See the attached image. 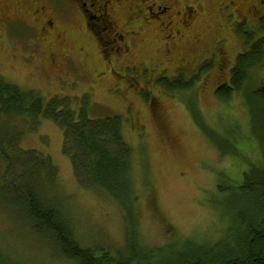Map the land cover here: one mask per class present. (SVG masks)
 Segmentation results:
<instances>
[{"label": "rangeland", "instance_id": "obj_1", "mask_svg": "<svg viewBox=\"0 0 264 264\" xmlns=\"http://www.w3.org/2000/svg\"><path fill=\"white\" fill-rule=\"evenodd\" d=\"M204 4L211 10L194 27L197 43L187 41L181 48L180 44L165 45L151 36L134 49L130 58L114 60L120 65L115 64L113 69L100 59L90 38H80L82 30L74 25H62L64 29L52 34L50 41L60 52L58 58L53 57L54 62L47 60L50 47L46 43L40 48L28 43L29 31L22 25L0 28V78L23 93L38 95L48 114L59 117L57 124L43 116L0 117V137L6 139L0 148L1 252L21 264H53L56 260L48 258L53 251L47 250L41 234L32 230V223L23 211L20 213L23 204H10L11 194L4 190L7 182L24 183L26 170L45 161L56 168L57 183L48 179L44 170L37 185L43 199L59 203H55L63 227L59 237L70 238L72 234V239L66 237L71 248L74 240L82 248L99 247L129 255L134 248L143 254L141 248L145 246L152 252L146 253L152 260L162 248L177 245V241L184 243L185 239L199 238L210 245L226 243L216 246L218 249L228 246L238 229V212L233 210H239L237 204L242 201H227L223 221L214 205L232 196V188L231 192L227 189L231 186L228 170L233 152L237 150L235 154L239 155L252 150L253 158L242 162L248 168L260 164L259 144L264 135L257 136L253 130L244 90L224 102L215 97V89L229 85L228 71L236 56L248 52L251 42L256 44L264 38L260 36L264 22L258 26L247 23L251 40L242 46L239 31L233 28L227 12L218 13L212 1L204 0ZM34 33V39L39 40ZM262 50L264 57V47ZM84 65L92 66L93 71ZM127 65L136 66L139 75L128 70V76H124L122 70ZM106 71L111 75L106 76ZM178 81H191L193 86L171 94L166 85ZM245 88L251 92L264 89V61L249 74ZM250 99L254 105L253 96ZM52 102L53 110L49 109ZM261 117L260 131L264 126ZM84 120L117 125L123 151L128 152L129 188L117 186L120 174L92 187L90 177L76 173L79 168L66 152L74 151L75 145L65 138L60 124L73 126ZM106 143L111 150L124 153L114 140ZM231 173L237 171L232 169ZM233 178L240 180L238 174ZM182 249L180 244L172 251Z\"/></svg>", "mask_w": 264, "mask_h": 264}, {"label": "trees", "instance_id": "obj_2", "mask_svg": "<svg viewBox=\"0 0 264 264\" xmlns=\"http://www.w3.org/2000/svg\"><path fill=\"white\" fill-rule=\"evenodd\" d=\"M246 25L238 27L239 34H237L242 39V46L244 44L248 45L247 42L251 40L249 33L246 31ZM261 30L260 36L262 37L264 36V24ZM252 34L254 36V33ZM263 47L264 38H260L256 44L251 42L249 51L244 54H238L232 68L228 71L229 85L225 84L215 89V97L224 102L231 100L235 94L244 90L243 96L246 98L247 108L252 113V127L257 136L260 133L264 135V126L262 131H260L261 124L259 123L262 122H258V119L264 116V109H262L264 106V89L251 92L245 88V85L249 74L253 73L254 68L261 65L264 61ZM180 79L184 80L181 76ZM182 81L171 85L167 84L166 88L170 90L171 94L192 88L193 83L191 81ZM187 83L190 84L187 85ZM251 96L255 99L254 105L251 104ZM180 97L185 99L182 94H180ZM194 100L195 98L192 101ZM55 104L57 106L59 102H55ZM53 108L52 102V108L49 109L53 110ZM48 112L47 107H44L38 95L32 92L23 93L17 87L7 84L0 78V117L5 115L24 119H39L43 116L44 119L48 117L57 124L58 115L52 114V112L48 114ZM65 123L60 125H62L61 128L66 134L65 138L74 142V151L66 152L70 154L69 157L73 165L79 168V171L78 169L75 170L76 173L79 174L81 172V174L83 173L82 175L86 174L85 176L90 177L93 181L92 187L101 185L102 181L110 182L111 177L115 178L120 174L116 181L118 183L117 186L119 189L125 188L126 185V189L129 188L131 171L129 158L127 157L128 152L123 151L125 149L121 145L120 140L122 138L117 125L109 121L89 123V121L85 122V120L78 124H73V126ZM108 139L114 140L120 147L117 146V148L124 153L121 155V153L108 148L106 146V140ZM5 143V137H0V148H3ZM259 147V159L262 161L260 164L254 163L250 168L244 165L242 160L253 158L252 150L239 155L235 154L237 152L235 150V153L233 152L230 157L228 181L231 186L227 190L232 188V192L230 190L232 196H228L224 198L223 202L214 205L220 221H223L222 215L226 211L228 200L236 203L237 200L241 199L242 202L237 204L239 210H233L238 212V219H235V224L238 228L236 234L229 240L228 246H222L220 249L216 248V246L226 244L225 242L220 241L210 245V243L207 244L197 240L199 238L195 240L185 239L186 242L184 243L176 240L178 242L177 245L172 244L170 248H162L160 255L155 256L151 260V258L147 257L150 249L145 246L141 248L144 251L143 254L139 253L137 248H134L129 255L122 254V251L114 253L99 247L94 249L82 248L74 240L73 242L71 241V248L66 243V237L69 238V236L59 237L63 227L60 224L61 213L55 205L58 202H54L55 199L49 201L43 199L37 185L38 181L44 177V170L47 171L46 177L53 183L56 182V168L52 167L49 161L35 163V165L26 170L24 176H27V179L24 183L21 181L17 183L14 181L7 182V187L4 190L5 194L7 192V194H11L10 204L15 206L23 204L21 205L23 209L20 207L19 211L20 213L23 211L22 214L28 220V223H32V230H37L41 234L42 242L47 244V250L50 248L53 251V253L47 254L49 259L56 258L55 261L53 260V264L56 262L61 263L62 261L72 264H264V137L263 143L261 142ZM257 151L259 152V149ZM20 153L22 152L20 151ZM24 154L26 153L24 152ZM232 169H235L240 176L239 181L234 180L233 176L237 174L231 173ZM219 190L223 189L219 187ZM223 193L226 192L223 190ZM14 197H16L15 200ZM27 202H30L29 206H26ZM218 204L220 205L219 207ZM233 219L230 218L229 221H233ZM71 235L69 239L74 237ZM48 236H56L57 239L50 240ZM133 239H137L135 235ZM180 244L183 246L182 251L173 252L172 248ZM202 245L210 246L203 247ZM43 250L44 248H42ZM150 253L152 254V252ZM0 264L21 263L0 251Z\"/></svg>", "mask_w": 264, "mask_h": 264}, {"label": "flooded vegetation", "instance_id": "obj_3", "mask_svg": "<svg viewBox=\"0 0 264 264\" xmlns=\"http://www.w3.org/2000/svg\"><path fill=\"white\" fill-rule=\"evenodd\" d=\"M209 1L217 6L218 13L227 12L235 30L247 23L258 26L264 22V0ZM210 10L204 0H0V28L22 25L29 31L28 43L38 48L46 43L50 47L47 60L54 62L53 57L58 58L60 52L50 41L52 34L64 29L62 25H74L82 30L80 38H90L100 59L113 69L115 61L130 58L134 49L151 36L165 45L180 44L181 48L187 41L197 43L194 27ZM34 32L39 40L34 39ZM85 66L88 71L94 69ZM135 67L124 66L123 75L128 76L129 71L139 75ZM105 73L111 75V71Z\"/></svg>", "mask_w": 264, "mask_h": 264}]
</instances>
